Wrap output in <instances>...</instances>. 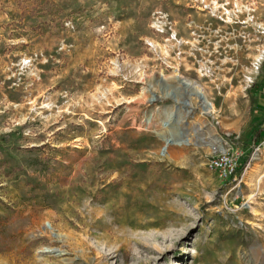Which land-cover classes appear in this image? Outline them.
Returning a JSON list of instances; mask_svg holds the SVG:
<instances>
[{
  "label": "rangeland",
  "instance_id": "obj_1",
  "mask_svg": "<svg viewBox=\"0 0 264 264\" xmlns=\"http://www.w3.org/2000/svg\"><path fill=\"white\" fill-rule=\"evenodd\" d=\"M149 257L264 264V0H0V264Z\"/></svg>",
  "mask_w": 264,
  "mask_h": 264
},
{
  "label": "built area",
  "instance_id": "obj_2",
  "mask_svg": "<svg viewBox=\"0 0 264 264\" xmlns=\"http://www.w3.org/2000/svg\"><path fill=\"white\" fill-rule=\"evenodd\" d=\"M209 166L220 173L222 177H232L238 168V159L229 152L214 155L209 161Z\"/></svg>",
  "mask_w": 264,
  "mask_h": 264
},
{
  "label": "bare ground",
  "instance_id": "obj_3",
  "mask_svg": "<svg viewBox=\"0 0 264 264\" xmlns=\"http://www.w3.org/2000/svg\"><path fill=\"white\" fill-rule=\"evenodd\" d=\"M189 82V81H188ZM190 83V82H189ZM190 85H188V86H186L185 88H188ZM199 91H201V90H199ZM198 91V92H199ZM197 92V97L200 99V95H199V93ZM170 94V93H169ZM168 94V95H169ZM201 100V104H202V107H203V109H204V112L205 113H210V112H212L213 110H214V105H213V103L212 102H210V101H208V100H202V99H200ZM169 141H170V139L169 138H167L166 139V144H169ZM46 226L49 228V229H51V230H53V228L52 227H49L47 224H46ZM128 233V232H127ZM150 249H153V251L154 252H156V251H158V252H161V251H163V249L160 247V246H155L154 248H150ZM186 251V250H185ZM161 258H164V257H161ZM141 264H159V259L158 258H155V257H149V258H147V259H145Z\"/></svg>",
  "mask_w": 264,
  "mask_h": 264
},
{
  "label": "water",
  "instance_id": "obj_4",
  "mask_svg": "<svg viewBox=\"0 0 264 264\" xmlns=\"http://www.w3.org/2000/svg\"><path fill=\"white\" fill-rule=\"evenodd\" d=\"M181 83L184 85V87L190 85V83H188L186 80H182ZM186 89H187V88H186ZM190 93L193 94L192 92H190ZM198 93H199V95H200V99H202V100H206V97H205V95H204V93H203L202 91H199ZM183 103L188 104V101L185 100V101H183ZM170 142H172V139H170L169 143H170Z\"/></svg>",
  "mask_w": 264,
  "mask_h": 264
},
{
  "label": "trees",
  "instance_id": "obj_5",
  "mask_svg": "<svg viewBox=\"0 0 264 264\" xmlns=\"http://www.w3.org/2000/svg\"><path fill=\"white\" fill-rule=\"evenodd\" d=\"M238 169V168H237Z\"/></svg>",
  "mask_w": 264,
  "mask_h": 264
}]
</instances>
